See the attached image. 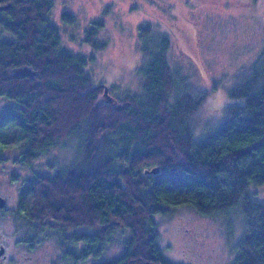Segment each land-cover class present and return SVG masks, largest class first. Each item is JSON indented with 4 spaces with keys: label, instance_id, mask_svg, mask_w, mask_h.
Segmentation results:
<instances>
[{
    "label": "trees",
    "instance_id": "16d2710c",
    "mask_svg": "<svg viewBox=\"0 0 264 264\" xmlns=\"http://www.w3.org/2000/svg\"><path fill=\"white\" fill-rule=\"evenodd\" d=\"M54 5L0 0V98L9 102L0 114V161L5 149H15L34 173L18 209L24 241L33 245L50 234L66 259L88 262L122 237L124 251L97 264H175L160 246L156 216L169 206L204 215L240 207L246 224L233 264H264V201L250 190L264 183V63L231 91L240 101L227 106L225 121L193 143L191 117L203 99L184 93L170 101L168 35H156L150 23L141 27L151 54L143 93L106 101V85L94 84L86 68L94 57L64 48L51 24ZM62 18L76 21L68 11ZM103 26L97 19L87 31L95 49L105 46L95 40ZM21 67L37 74H16ZM67 145L76 153L69 161L56 154L46 172L35 169L38 158ZM157 166L160 172L146 173Z\"/></svg>",
    "mask_w": 264,
    "mask_h": 264
},
{
    "label": "rangeland",
    "instance_id": "374dc122",
    "mask_svg": "<svg viewBox=\"0 0 264 264\" xmlns=\"http://www.w3.org/2000/svg\"><path fill=\"white\" fill-rule=\"evenodd\" d=\"M64 11L75 16L73 24L63 20ZM97 19L104 21L95 36L96 41L105 43L102 49L86 41L87 31ZM50 22L60 30L64 48L94 57L86 68L94 84L109 87L107 93L105 88L103 92L106 101H112V95L121 98L127 93H143L142 68L151 54L143 50L146 41L140 36L141 27L150 23L156 35H168L172 42L169 61L175 72L170 101L175 102L184 93L203 99L191 117L193 143L225 121L227 106L240 101L231 96V91L243 86L264 63V0H55ZM14 72L37 74L32 67ZM8 103L0 98V114ZM74 152L69 145L56 148L38 158L34 167L46 172L54 155L69 161ZM2 155L0 196L13 211L24 181L34 173L21 165L15 149H5ZM250 190L264 201V183L253 184ZM245 222L240 207L204 215L189 205L169 206L156 216L160 246L175 264H233L235 245L244 235ZM25 224L11 214L0 217L7 258H23V264H63L59 240L53 235L41 237L31 251L27 242H18L28 235ZM123 251V238L117 237L103 258L85 264L112 259Z\"/></svg>",
    "mask_w": 264,
    "mask_h": 264
},
{
    "label": "flooded vegetation",
    "instance_id": "af4514ba",
    "mask_svg": "<svg viewBox=\"0 0 264 264\" xmlns=\"http://www.w3.org/2000/svg\"><path fill=\"white\" fill-rule=\"evenodd\" d=\"M1 157L3 158L4 156L1 155ZM26 185L23 184L22 186V189H21V192H20V195H19V201H18V205L16 207L15 210H9V206H7V203L5 202V205L0 207V217L4 216H9V214H11L12 216H14L15 218H19L18 216V209L20 207V203L22 201V198L24 197L23 196V189ZM4 239V235L3 234H0V264H23V258H19V257H15V258H7L8 256V248L7 246L3 243V240ZM23 238L22 239H19V243H23ZM39 240H36V243L35 244H27L26 246H28V249L31 251V250H34V246L37 245V242ZM59 246L61 248V261L63 264H85V261L78 258L76 260H69V259H66V257L64 256L63 252H64V247L61 245V243L59 242ZM2 251V252H1ZM56 264V263H55Z\"/></svg>",
    "mask_w": 264,
    "mask_h": 264
},
{
    "label": "water",
    "instance_id": "95a60500",
    "mask_svg": "<svg viewBox=\"0 0 264 264\" xmlns=\"http://www.w3.org/2000/svg\"><path fill=\"white\" fill-rule=\"evenodd\" d=\"M108 88L109 87H105V93H107L108 92ZM148 172H151V173H158V172H160V167H154V168H152V169H147V171H146V173H148ZM5 199L3 198V197H1L0 196V206L2 207V206H4L5 205ZM2 252V251H1Z\"/></svg>",
    "mask_w": 264,
    "mask_h": 264
}]
</instances>
